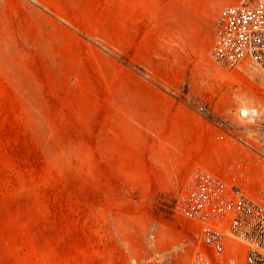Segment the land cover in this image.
I'll return each mask as SVG.
<instances>
[{
    "label": "rangeland",
    "instance_id": "rangeland-1",
    "mask_svg": "<svg viewBox=\"0 0 264 264\" xmlns=\"http://www.w3.org/2000/svg\"><path fill=\"white\" fill-rule=\"evenodd\" d=\"M239 1L0 0V264L206 250L175 211L180 185L220 131L264 142V74L209 54L218 11ZM244 106L259 116L239 123Z\"/></svg>",
    "mask_w": 264,
    "mask_h": 264
},
{
    "label": "built area",
    "instance_id": "built-area-1",
    "mask_svg": "<svg viewBox=\"0 0 264 264\" xmlns=\"http://www.w3.org/2000/svg\"><path fill=\"white\" fill-rule=\"evenodd\" d=\"M210 59L234 71L254 64L264 73V0H240L221 8ZM209 160L185 176L175 211L200 227L207 251L190 264H264V142L256 148L224 130L213 136ZM229 240L245 247L238 259L224 258Z\"/></svg>",
    "mask_w": 264,
    "mask_h": 264
},
{
    "label": "bare ground",
    "instance_id": "bare-ground-1",
    "mask_svg": "<svg viewBox=\"0 0 264 264\" xmlns=\"http://www.w3.org/2000/svg\"><path fill=\"white\" fill-rule=\"evenodd\" d=\"M210 54V51H209ZM254 65V64H253ZM217 66V65H216ZM255 66V65H254ZM218 67V66H217ZM219 68V67H218ZM215 71L218 73L217 69L215 68ZM262 72V71H261ZM263 73V72H262ZM264 74V73H263ZM241 99V98H240ZM242 101V99H241ZM244 102V101H243ZM259 116V110L255 109V108H247V107H242L239 109L238 111V118H239V123H247V122H252L254 121V119H256V117ZM244 125V124H243ZM230 241L233 240H229L228 244L226 245V249H229V252L231 253V255H228L227 257L224 258L229 259V257L231 256L233 259H238L239 255L241 253V250L245 251V247L242 246L239 242L234 241L236 244L232 245L230 243ZM206 250L203 249V252H205ZM226 252V250H225ZM226 254V253H225Z\"/></svg>",
    "mask_w": 264,
    "mask_h": 264
}]
</instances>
